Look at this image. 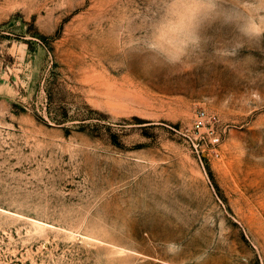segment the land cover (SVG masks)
I'll return each mask as SVG.
<instances>
[{
	"label": "rangeland",
	"instance_id": "374dc122",
	"mask_svg": "<svg viewBox=\"0 0 264 264\" xmlns=\"http://www.w3.org/2000/svg\"><path fill=\"white\" fill-rule=\"evenodd\" d=\"M0 264H264V0H0Z\"/></svg>",
	"mask_w": 264,
	"mask_h": 264
},
{
	"label": "built area",
	"instance_id": "2783aa9c",
	"mask_svg": "<svg viewBox=\"0 0 264 264\" xmlns=\"http://www.w3.org/2000/svg\"><path fill=\"white\" fill-rule=\"evenodd\" d=\"M218 122L216 115L203 108H198L194 113L192 126L195 130L205 129L209 135L210 143L218 144L220 135L214 130Z\"/></svg>",
	"mask_w": 264,
	"mask_h": 264
}]
</instances>
